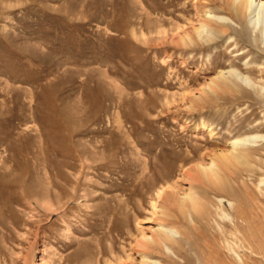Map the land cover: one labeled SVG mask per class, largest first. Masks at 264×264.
<instances>
[{
	"label": "rangeland",
	"instance_id": "obj_1",
	"mask_svg": "<svg viewBox=\"0 0 264 264\" xmlns=\"http://www.w3.org/2000/svg\"><path fill=\"white\" fill-rule=\"evenodd\" d=\"M205 11L234 21L208 43ZM230 68L258 89L206 87ZM253 133L264 35L229 0H0V264H137L162 209L188 255L162 264H264V145L200 171Z\"/></svg>",
	"mask_w": 264,
	"mask_h": 264
},
{
	"label": "bare ground",
	"instance_id": "obj_2",
	"mask_svg": "<svg viewBox=\"0 0 264 264\" xmlns=\"http://www.w3.org/2000/svg\"><path fill=\"white\" fill-rule=\"evenodd\" d=\"M229 5L231 8H233V10H235L236 13H240V15H249V24L252 29L255 30L259 25L260 31L264 35V0H229ZM210 23H215L219 25L217 27L220 28H231L234 24V21H232V19L229 17L216 15L211 11H205L203 22L199 23L198 27L195 28L197 37L203 43H208L207 41L213 39L218 35L217 31H215L216 28L210 27ZM222 32L219 34H222ZM190 43L194 44L192 42ZM230 84H233L235 90L230 87ZM241 86H244L248 90L258 89L257 84L252 81L249 76L239 72L236 69L230 68L227 70H221L216 73L215 77L210 80L206 87L210 91H213V89H220L224 92L239 93V88H241ZM260 89L263 90V88ZM210 133L211 130H209V134ZM226 144L229 145L228 149L220 154L218 158L213 157L212 159H210V162L206 164V166H200V171L205 176V178H216L217 174L220 171V167H229L232 164L248 165L250 161H252V153L258 151L256 150L255 146L257 144L264 145V134L253 133L250 135L230 138L227 140ZM160 192L161 190H157L158 199L162 198L160 196ZM178 202L179 203L176 209L178 210L179 216H181L182 218V224L184 223L185 225H187L186 229H189L191 231L192 227L188 224L187 217H185V215L188 212L193 211L194 213H198V215L203 216V207L199 203L198 198L191 191L184 193ZM218 202L222 204L226 202V200L224 201L223 199H219ZM228 205H232V203L228 202ZM168 212L169 209L165 212L162 209L161 223L156 224L153 228H151L152 232L150 236L143 235V241L146 247L145 251L139 255V261L137 264H162L160 261L156 260L153 257L152 252L157 251L158 253L163 254L164 249L171 251L176 255L184 256L188 259V255H186L185 250L181 251L182 249H178L180 244L182 243L180 239H177V236L181 238L183 233L174 226H169L163 219L164 217H169ZM173 217L180 223V219L178 216L174 215ZM224 217H227V215H224ZM205 259L207 260V258Z\"/></svg>",
	"mask_w": 264,
	"mask_h": 264
}]
</instances>
